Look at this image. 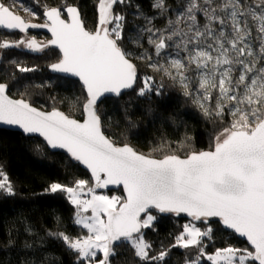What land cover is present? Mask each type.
I'll list each match as a JSON object with an SVG mask.
<instances>
[{"label": "snow or ice", "instance_id": "1", "mask_svg": "<svg viewBox=\"0 0 264 264\" xmlns=\"http://www.w3.org/2000/svg\"><path fill=\"white\" fill-rule=\"evenodd\" d=\"M126 3L129 0H97V24L88 30L74 5L46 7L45 22L33 23L13 11L17 0L11 5L0 0V28L25 34L44 28L52 37L47 43L34 37L0 40V49L24 46L41 52L55 46L61 58L50 69L77 77L84 89L82 119H76L56 108L41 110L23 97L14 99L10 85L0 82V123L38 135L50 149L66 150L91 172L92 186L80 179L72 186L53 182L45 189L47 194L66 196L74 206V224L86 234L48 235L75 252L78 264H112L110 257L123 245L152 264H166L171 248L196 249L185 264H200L204 257L211 264H264V0H182L176 9L168 0H153L152 7L165 18L164 27H156L155 16L136 13L144 23L129 42L140 47L146 43L159 59L152 62L148 50L136 58L177 82L204 115L231 117L207 150L162 158L128 144L117 146L105 135L97 112V102L105 94L119 97L131 89L138 96L159 95L163 87L154 88L153 76H144L142 86L134 87L137 66L122 47L126 18L114 11L117 4ZM20 9L36 17L31 8ZM16 67L22 73L35 70ZM34 147L42 151L39 143ZM110 185L122 186L125 195L97 193ZM0 192L15 195L2 169ZM154 211L183 213L205 223L219 218L225 229L246 238L251 250L229 245L208 254L203 242L212 239V228L186 223L169 249L150 255L152 245L143 230L152 228Z\"/></svg>", "mask_w": 264, "mask_h": 264}, {"label": "trees", "instance_id": "2", "mask_svg": "<svg viewBox=\"0 0 264 264\" xmlns=\"http://www.w3.org/2000/svg\"><path fill=\"white\" fill-rule=\"evenodd\" d=\"M181 2L168 0L172 9H176ZM4 3L11 5L12 0H4ZM65 4L78 7L85 27L95 29L97 0H17V7L13 9L31 22L44 23L46 7H63ZM152 4L153 0H129V3L117 4L114 11L126 18V38L122 47L131 54L130 58L137 66L136 88L142 86L144 76L155 78L154 88H160L161 84L163 87L159 95L150 92L138 96L132 90L121 98L104 100L98 113L102 127L116 145L128 144L155 158L173 153L184 155L188 150H207L212 138L227 125L231 117L227 114L222 118L204 115L191 97L183 95L177 82L149 68V61L136 58L148 50L153 55L152 62L158 60L149 45L144 43L140 47L128 40V37L135 36V29L143 26V16H155L156 27L165 26V18L158 15ZM20 5L31 8L36 17L21 10ZM138 11L143 16L136 15ZM32 37L41 43H47L49 38L43 33H7L0 30V40L17 41ZM0 53V82L10 85L11 97L28 99L33 106L44 111L56 108L73 118L82 119L81 105L85 99L83 86L78 81L54 75L49 67L61 58L58 50L49 46L35 52L21 46L0 49ZM16 64L35 70L22 73ZM37 143L42 146L40 152L35 151ZM0 169L9 176L15 190L13 196L0 192V264H78L76 253L48 233L63 231L76 237L85 235L86 230L74 224V206L66 196L62 193L47 194L45 189L53 182L72 186L80 179L92 185L89 173L64 152L50 151L40 138L6 129L0 130ZM116 193L124 196L122 191ZM153 213L157 218L152 228L144 231L145 239L152 245L150 255L169 249L183 225L190 222L199 228H212V239L206 238L203 242L207 253H214L215 249L229 245L251 250L245 241L225 229L217 219H209L205 223L191 221L182 214ZM194 251L195 248H171L166 264H184L186 258L191 259ZM116 253L115 257H110L112 264H152L136 258L127 245L117 247ZM200 264L211 263L205 260Z\"/></svg>", "mask_w": 264, "mask_h": 264}, {"label": "water", "instance_id": "3", "mask_svg": "<svg viewBox=\"0 0 264 264\" xmlns=\"http://www.w3.org/2000/svg\"><path fill=\"white\" fill-rule=\"evenodd\" d=\"M22 16V15H21ZM82 18V17H81ZM83 20V19H82ZM34 23V22H33ZM0 30H2V31H5V32H7V33H20L19 31H12V30H7V29H3V28H0ZM31 32H35V33H43V34H45L46 36H48V37H50V39L52 38L51 37V33L47 30V29H44V28H34V29H29L28 30V32L27 33H31ZM53 48H55L56 50H58L59 51V49L58 48H56L55 46H52ZM60 52V51H59ZM0 58H1V55H0ZM53 72V71H52ZM53 74L55 75H59V76H61V77H63V78H68V79H72V80H75V81H78V82H80V84L82 85V82L81 81H79V79L77 78V77H72V76H69V75H66V74H61V73H56V72H53ZM138 83V82H137ZM136 86H137V84H136ZM136 86H134V87H136ZM128 92H132V90L130 89V90H125L124 92H122L121 93V95L119 96V97H117V96H115V95H113V94H105L103 97H101L100 98V100H98V102H97V112L99 113V109H100V104L104 101V100H106V99H111V98H115V99H118V98H121V96H123V95H125V94H127ZM12 98H14V97H12ZM14 99H19V98H14ZM36 107V106H35ZM41 109V108H40ZM42 110V109H41ZM47 111V110H46ZM3 129H6V130H9V131H16V132H19V133H21V134H23L24 136L26 135V136H29V135H27V134H24L23 132H22V130L21 129H19L17 126H10V125H5V124H2V123H0V130H3ZM104 130V129H103ZM106 135V134H105ZM107 136V135H106ZM29 137H34V138H40L38 135H36V134H33V135H31V136H29ZM42 141H43V139L42 138H40ZM113 141V140H112ZM114 142V141H113ZM117 146H120V145H117ZM130 146V145H129ZM50 149V148H49ZM136 150V149H135ZM50 151H53V152H55V153H59V152H64L69 158H71L73 161H75V159L74 158H72L71 156H70V154L69 153H67V151L66 150H64V149H50ZM137 151V150H136ZM137 152H139V151H137ZM141 153V152H140ZM143 154V153H142ZM158 158V157H157ZM76 163H78L79 165H80V167L84 170V171H86V172H88L89 173V175H90V177H91V172H90V170L89 169H87V167L86 166H84L83 164H81L80 162H78V161H75ZM91 179H92V177H91ZM92 182H93V179H92ZM97 191L98 192H108V193H115V192H119V191H122L123 193H124V191H123V188H122V186H113V185H110L108 188H106V189H97ZM124 195H125V193H124ZM181 215V214H180ZM182 215H185L189 220H191L192 221V218L191 217H188L186 214H183L182 213ZM214 219H217V220H219V218H210V220H214ZM222 224V223H221ZM232 233H234L232 230H230ZM236 236H238L241 240H243V241H245L249 246H250V244L247 242V240H246V238H244V237H240L239 236V234H236V233H234ZM251 247V246H250Z\"/></svg>", "mask_w": 264, "mask_h": 264}, {"label": "rangeland", "instance_id": "4", "mask_svg": "<svg viewBox=\"0 0 264 264\" xmlns=\"http://www.w3.org/2000/svg\"><path fill=\"white\" fill-rule=\"evenodd\" d=\"M13 11H15V10L13 9ZM16 12H17V11H16ZM17 14H19V12H17ZM0 55H1V53H0ZM89 186H92V185L89 183ZM97 193H98V194H106V195H109V196H118V194H117L116 192H115L113 195H110L108 192H104V193H103V192H98V191H97ZM152 214L155 215L154 213H152ZM156 217H157V216H156ZM190 223H191V222H190ZM192 223H194V222H192ZM153 224H154V223H153ZM194 224H195V223H194ZM195 225H196V224H195ZM196 226H197V225H196ZM197 227H198V226H197ZM206 227H208V226H205L204 228H201V230H204ZM145 230H146V229H144L143 231H145ZM237 248H239V247H237ZM193 249H194V248H193ZM241 249H245V248H241ZM205 252H206V251H205ZM206 253H207V252H206ZM208 254H212V253H208ZM195 255H196V251H194V253H192V257L195 256ZM192 257H191V258H192ZM189 259H190V258H189ZM205 260H207L206 257L202 258V259H201V262H202V261H205ZM201 262H200V263H201ZM209 262H210V261H209ZM210 263H211V262H210ZM184 264H185V263H184Z\"/></svg>", "mask_w": 264, "mask_h": 264}, {"label": "flooded vegetation", "instance_id": "5", "mask_svg": "<svg viewBox=\"0 0 264 264\" xmlns=\"http://www.w3.org/2000/svg\"><path fill=\"white\" fill-rule=\"evenodd\" d=\"M48 40H50V37L48 38Z\"/></svg>", "mask_w": 264, "mask_h": 264}]
</instances>
